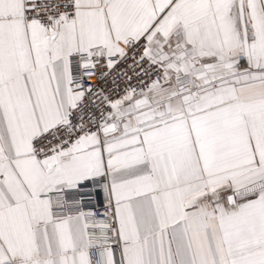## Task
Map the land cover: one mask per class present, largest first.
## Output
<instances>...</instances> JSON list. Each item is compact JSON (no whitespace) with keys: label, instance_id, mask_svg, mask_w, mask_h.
<instances>
[{"label":"snow or ice","instance_id":"snow-or-ice-1","mask_svg":"<svg viewBox=\"0 0 264 264\" xmlns=\"http://www.w3.org/2000/svg\"><path fill=\"white\" fill-rule=\"evenodd\" d=\"M0 264H264V0H0Z\"/></svg>","mask_w":264,"mask_h":264}]
</instances>
